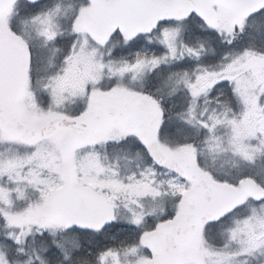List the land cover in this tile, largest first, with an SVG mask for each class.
Here are the masks:
<instances>
[{"label":"rangeland","instance_id":"1","mask_svg":"<svg viewBox=\"0 0 264 264\" xmlns=\"http://www.w3.org/2000/svg\"><path fill=\"white\" fill-rule=\"evenodd\" d=\"M65 16L68 17L67 19L71 18L69 14ZM148 38H152L150 40L157 43V46L154 48L142 46L134 53L122 52L116 57L119 63H116L115 68H110L112 71L109 75L105 69L106 67L109 69L110 64L105 65L98 61L103 57L102 53L96 49H88L81 42V45L72 51L69 63L70 69L74 70L72 75L76 78H82L83 75L89 77V72H91L94 76L99 74L101 79L108 75V81L113 80L116 89L136 90L131 88V84L144 85L148 71L152 67L156 69L161 66L162 45L164 47L168 45L171 51L177 50L179 31L177 28L165 27ZM83 40L86 38L83 37ZM32 41L36 47L38 40L33 38ZM85 43L92 44L88 40ZM118 45L120 43H111L114 48ZM51 48L47 44L39 49L41 63L52 62ZM131 54H133L132 58ZM236 66L237 64H234V68ZM86 71L88 74L85 75ZM209 80L211 81L212 78L210 77ZM77 82L78 80L64 82L63 78L54 79L48 88L47 104H43V99L40 100L41 104L33 93L26 94L22 102L24 105L23 119L41 125L52 114L58 112L71 114L75 105L70 102L64 105L63 103L65 100L76 99L78 96L87 106L89 94L76 95L71 94L72 91L69 93L65 91L66 88H75ZM232 85L240 93L242 105L245 100L243 109L235 112L234 117L228 119V122H217L213 116L212 119L204 121L203 116L199 120L195 112H186V121L181 123L179 130H189L191 133L197 129L202 130L205 135H209L206 128L214 131L216 136L202 146L201 156L205 161L212 159L217 167L223 165L231 169V174H236L254 166L261 158L262 151H264V134L259 132L260 127L258 128L254 123L247 124L243 118L237 117L239 112L245 117L251 112L247 98L254 90V84L249 79L237 78L233 80ZM207 87L210 86L202 80L198 84L197 91L201 93H204V90L209 91ZM184 94L185 98H182L184 103L187 101L191 106L197 104L194 97L196 95L193 94L188 83L184 87ZM187 136L190 138L191 135ZM127 139H129L128 135L123 134L119 127H114L105 139L100 137L94 146L80 149L74 156L80 183L95 186L97 182L98 186L115 194L112 196L113 200L119 204L116 206L115 224L117 226L109 228L111 229L110 234L88 236L86 238L88 243H81L83 238L73 234L63 237L47 236L38 248L30 244L32 249L29 261L31 262H28L26 261L28 249L22 248V242L26 246L27 239L31 236L37 240L43 239L44 234L40 237L37 232L45 229L47 234L52 233L57 224L49 222L43 225L40 220H24V218L27 215L39 214L47 202V199L44 201L45 198L52 193L54 174L56 175L67 165L62 161L57 137L29 143L23 139L10 140L0 132V217L2 218L0 220L7 235V239H0V264H50L47 257L46 261L42 259L40 262L41 252L50 248L48 256L52 262L55 260V264H72L76 259H80L79 264H87V261H90V264H140L149 257V251L144 244V233L164 218L168 212L177 208V205L170 200V194L172 198H175L179 195L178 191H182V195L188 183H183L178 177L168 176L166 173L157 179L155 173L159 170L154 168L151 161L136 166V159H145L146 156L144 154L135 156L130 151V144L118 145L112 148L110 154L105 151L114 144ZM162 144L164 145L165 142ZM172 145L176 152L182 153L183 145H177L174 142ZM204 160L202 161L205 166L204 171L213 177L210 172L211 163L209 166ZM254 170L258 173L257 176L261 182L259 185L264 186V179L262 175L260 178L258 167ZM248 173L246 171L240 178L249 176L245 175ZM57 186L58 184L55 185ZM251 204H246L249 205V209H251ZM141 216L144 221L141 220ZM126 219L129 220L124 221ZM227 220L232 226L229 229H219L214 234L217 237V233L227 236L225 239L220 236L224 239L221 245H214L211 242L214 236L211 237L208 234L203 236L199 250L201 262L198 264H264V204L252 208L242 220H238L234 215H230ZM124 223H127L129 227L125 228L126 230H120L119 224ZM226 225L230 224L226 222ZM261 235V239L256 240ZM7 241H17L20 245L16 251L19 253H16V258H11L8 250L4 248L3 245H7ZM91 243L94 245L92 246ZM52 248L58 252H53ZM68 250L71 253L66 255ZM185 264L195 263L187 260Z\"/></svg>","mask_w":264,"mask_h":264},{"label":"water","instance_id":"2","mask_svg":"<svg viewBox=\"0 0 264 264\" xmlns=\"http://www.w3.org/2000/svg\"><path fill=\"white\" fill-rule=\"evenodd\" d=\"M16 1L0 0V8L9 10ZM91 1L92 7L81 15L77 27L102 43L117 31L134 39L138 34L151 33L162 23L194 13L214 25L217 21L215 3L232 9L233 23L264 8V0ZM30 65L28 44L11 31L6 16L0 15V131L10 138L25 137L33 142L53 135L60 127L69 131L61 147L62 159L70 167L68 179L52 198L59 211L56 215L61 216L67 226L100 231L114 222L103 195L87 186H75L73 158L76 150L91 145L98 133L111 130L116 124L125 132L141 135L150 158L158 166L171 169L192 183L185 194L187 206L145 234L151 256L142 264H183L184 246L189 247L194 259H199L197 248L204 224L220 219L243 203L247 195L264 198V189L250 178L241 181L239 187H232L208 177L200 169L190 146L181 156L161 146L158 134L163 111L158 100L147 93L98 91L91 95L89 108L78 117L55 114L41 126L23 122L18 104ZM261 125L264 129V122Z\"/></svg>","mask_w":264,"mask_h":264},{"label":"flooded vegetation","instance_id":"3","mask_svg":"<svg viewBox=\"0 0 264 264\" xmlns=\"http://www.w3.org/2000/svg\"><path fill=\"white\" fill-rule=\"evenodd\" d=\"M92 5L93 3L91 0H39L37 2L17 0L10 10H4L9 27L27 42L32 55L23 97L19 102L22 115H24V105L22 102L26 94L33 93L41 104V99L44 100L43 104H47L49 94L48 88L56 78H63L64 82L78 80L75 88L70 87L65 89L67 93L72 91L71 94L76 95L89 94L90 97L98 91L119 92L127 90V88L116 89L113 80L111 82L108 81V75L112 71L110 68H115L116 63H119L116 61V57L122 54V52L127 54L131 52L134 53L142 46H147L149 48L157 46V43H153L150 40L152 38H148V36L152 34L138 35L135 39H129L127 35L117 33L104 43L97 41L82 27H77V22L80 20L81 15L86 13ZM213 9L217 19L214 25L206 23L196 14L165 24V27L178 29V48L176 51H171L168 45L167 47L161 46L162 64L160 67L156 69L152 67L148 71L149 73L144 82L145 87L141 91H143V93H150L154 89L160 90L161 96L158 99L164 112L163 121L165 122H173L174 125H179L186 121V112L191 113V111L198 115L197 118L199 120L202 116L204 121H206L205 119H212L213 116L215 117L214 119H217V122H228V119L234 117L235 112L241 111L245 104L244 100L242 105V100L239 96L240 93L235 86L232 85L233 80L237 78H242L244 80L249 79L255 86L254 90L249 93L247 98L251 112L247 114L246 117L242 116V113L239 112L237 117L243 118V121L247 122V124L254 123L258 128L260 127L261 131L259 132L264 134V129L261 127V122H264V8L245 17H241L240 21L236 23L232 22L233 11L231 8L225 7L222 3H215ZM66 14L71 15V18L67 19L68 17L65 16ZM83 37L92 44L85 43L86 40H83ZM33 38L38 40L36 47L32 41ZM81 42H83L88 49H96L102 53L103 57L98 59V61L105 65L106 63L110 64L109 69L108 67L105 69L106 72L108 71L107 76H103L104 78L101 79L99 74L94 76L91 75V72H89V77L83 75L82 78H76L72 75L74 70L70 69L69 66L72 51L74 48L79 47ZM113 42L120 43V45L114 48L111 46ZM47 44L52 47L50 52L53 56V60L49 64L41 63L39 54V49H42V47ZM157 52L160 54L159 50ZM130 56L132 58L133 54ZM147 59H149L148 55ZM234 64H237L235 68ZM160 70L161 75H159ZM84 74L86 75L88 72L86 71ZM155 74L157 77L161 78L160 88L155 85ZM210 77L212 80H209V82L208 79H210ZM202 80L205 84L210 86L207 87L209 91L203 89L204 93L197 91L198 84ZM186 83H188L189 88L192 89L193 94L196 95L194 96L197 101L195 106H191L187 101H185V103L183 102ZM144 85L135 83L131 84V88L141 89ZM78 97L76 99H70L69 101L65 100L63 103L64 105L66 102H70L72 105H75L73 111L78 113L76 116L83 113L90 104L88 97V105L86 109L81 111L84 102ZM212 122L216 121L212 120ZM206 130L209 131V135H203L202 132L195 134V140L198 141L203 139V142H209L216 136V133L211 131V129L206 128ZM3 135L9 138L5 134ZM106 136L107 133H104L97 136V138L102 137L105 139ZM97 138L93 144L97 143ZM193 147L198 151V145H193ZM200 147L199 149L201 150ZM261 155V158L258 160V166H254L258 167L259 173L262 175V179H264V151H262ZM207 162L208 161H205V164H207ZM210 163L211 174L214 172L213 170L224 168L221 167L223 165L217 167L212 159L208 162L209 166ZM246 170H248V168H246L245 171ZM68 171L69 167L66 166L57 172L56 175L54 174V182H52L54 184L51 189L52 193L45 198L44 201L47 199L48 203L46 202V204H44L39 214L27 215L26 218H24V220H40L43 225L49 222H56L57 227L52 233L47 234V230L43 228V230L37 232V235L40 237H43V234L44 236L58 235L59 237L68 234H73L78 237L89 236L91 234V231H85L78 227H68L64 219L56 215L59 211L55 208L52 197L67 181ZM255 173L258 175L257 172ZM167 175L169 176V174ZM173 177H178L183 183L187 182L188 187L183 190L182 195V191H178L179 195L175 198L170 196L172 203L177 205L172 215L186 205L184 195L191 186L189 181L180 176L174 175ZM77 179L78 182L76 185L90 186L97 193L107 198L115 219L117 216L116 206L119 205L113 200L114 198L112 196L115 194L107 191L104 187L98 186L99 183L97 182L95 186H92L90 184L80 183L79 177H77ZM242 179L243 178L240 180ZM56 184H58L57 187H55ZM246 201L252 203L251 209L256 208L262 203L264 204V199L255 200L249 198ZM251 209L243 208L240 212L248 214L251 212ZM138 211H140V208H138ZM168 214L171 215V212H168ZM165 217L166 216H164V218ZM141 218V220L144 221L142 216ZM164 218L161 220H164ZM127 220L129 219L124 221ZM113 226L116 227L117 224L114 223L111 227ZM128 227L129 225L127 223L119 224L120 230H126L125 228ZM109 228L100 232H94V234H110L111 229ZM261 237L262 235L256 240H260ZM52 250H55L57 253L56 249ZM69 251L70 250L65 254L68 255L71 253ZM49 260L52 259L49 257ZM53 263L55 264V260ZM79 263L80 259H76L72 264Z\"/></svg>","mask_w":264,"mask_h":264},{"label":"trees","instance_id":"4","mask_svg":"<svg viewBox=\"0 0 264 264\" xmlns=\"http://www.w3.org/2000/svg\"><path fill=\"white\" fill-rule=\"evenodd\" d=\"M160 81H161V78H157V82L160 84ZM161 85V84H160ZM152 93H154L156 96H158V97H160L161 96V93H160V91L158 90V89H154V90H152L151 91ZM168 123L169 122H164V124H163V127H162V131H161V134H160V140L162 141V142H165V145H168V146H170V147H172L173 145H172V142H174V143H176L177 145H184V144H188V143H191V142H193V141H190L189 139H188V136L187 135H189V134H191L190 133V131L189 130H184V129H181L180 131H181V133H180V135L181 136H183L182 138H180L179 140H169L168 138H167V136H166V134H165V130H166V128H167V126H168ZM180 129V128H179ZM178 134V133H177ZM179 135V134H178ZM2 221L0 220V239L1 240H5V239H7V235H6V230L3 228V226H2V223H1ZM214 224H216V223H214ZM214 224H207V226H212V225H214ZM209 226V227H210ZM91 245L93 246L94 244L93 243H91ZM4 246V248L6 249V250H8V252H9V255L11 256V258H16V256H17V254L16 253H18V252H16L17 250H18V248L20 247V245L18 244V242L17 241H11V242H8L7 241V245H3ZM19 254V253H18Z\"/></svg>","mask_w":264,"mask_h":264}]
</instances>
